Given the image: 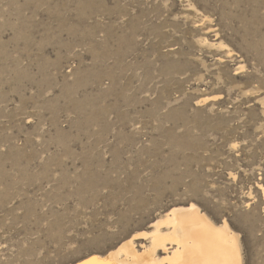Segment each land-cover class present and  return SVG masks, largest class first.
<instances>
[{
	"label": "rangeland",
	"instance_id": "rangeland-1",
	"mask_svg": "<svg viewBox=\"0 0 264 264\" xmlns=\"http://www.w3.org/2000/svg\"><path fill=\"white\" fill-rule=\"evenodd\" d=\"M262 186L264 0H0V264L107 256L191 204L264 264Z\"/></svg>",
	"mask_w": 264,
	"mask_h": 264
},
{
	"label": "bare ground",
	"instance_id": "bare-ground-1",
	"mask_svg": "<svg viewBox=\"0 0 264 264\" xmlns=\"http://www.w3.org/2000/svg\"><path fill=\"white\" fill-rule=\"evenodd\" d=\"M262 190L264 194V186ZM205 214L194 204L172 208L152 222V230L133 235L107 256L93 255L79 263L242 264V247L237 234L231 231L227 221L218 225ZM140 237L150 239L149 245L143 244L142 251L137 250L134 241Z\"/></svg>",
	"mask_w": 264,
	"mask_h": 264
}]
</instances>
